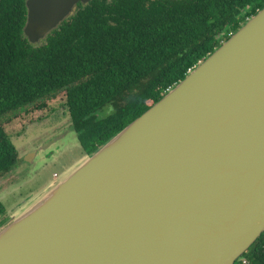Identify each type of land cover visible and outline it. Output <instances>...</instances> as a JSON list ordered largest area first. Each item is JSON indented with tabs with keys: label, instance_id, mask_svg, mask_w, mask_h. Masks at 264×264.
<instances>
[{
	"label": "water",
	"instance_id": "water-1",
	"mask_svg": "<svg viewBox=\"0 0 264 264\" xmlns=\"http://www.w3.org/2000/svg\"><path fill=\"white\" fill-rule=\"evenodd\" d=\"M89 1L27 0L25 36ZM49 186L0 264H234L264 232V7Z\"/></svg>",
	"mask_w": 264,
	"mask_h": 264
},
{
	"label": "trees",
	"instance_id": "trees-1",
	"mask_svg": "<svg viewBox=\"0 0 264 264\" xmlns=\"http://www.w3.org/2000/svg\"><path fill=\"white\" fill-rule=\"evenodd\" d=\"M262 7L264 0H90L31 43L25 0H0V119L63 94L90 155ZM18 161L0 123V177ZM5 212L0 200V227ZM234 264H264V232Z\"/></svg>",
	"mask_w": 264,
	"mask_h": 264
},
{
	"label": "rangeland",
	"instance_id": "rangeland-1",
	"mask_svg": "<svg viewBox=\"0 0 264 264\" xmlns=\"http://www.w3.org/2000/svg\"><path fill=\"white\" fill-rule=\"evenodd\" d=\"M64 99L59 94L47 100L43 109L29 108L8 122L0 119L19 158L16 167L0 177V200L7 223L85 157L71 128ZM29 154L34 157L28 163Z\"/></svg>",
	"mask_w": 264,
	"mask_h": 264
},
{
	"label": "flooded vegetation",
	"instance_id": "flooded-vegetation-1",
	"mask_svg": "<svg viewBox=\"0 0 264 264\" xmlns=\"http://www.w3.org/2000/svg\"><path fill=\"white\" fill-rule=\"evenodd\" d=\"M26 1H27V0H25V6H26ZM75 7H76V6H75ZM75 7H74V9H75ZM74 9H73V10H74ZM26 10H27V7H26ZM26 16H27V12H26Z\"/></svg>",
	"mask_w": 264,
	"mask_h": 264
},
{
	"label": "crops",
	"instance_id": "crops-1",
	"mask_svg": "<svg viewBox=\"0 0 264 264\" xmlns=\"http://www.w3.org/2000/svg\"><path fill=\"white\" fill-rule=\"evenodd\" d=\"M74 136H75V134H74ZM75 138L77 139V137L75 136ZM78 140V139H77ZM83 154H84V152H83ZM86 155V154H85Z\"/></svg>",
	"mask_w": 264,
	"mask_h": 264
}]
</instances>
